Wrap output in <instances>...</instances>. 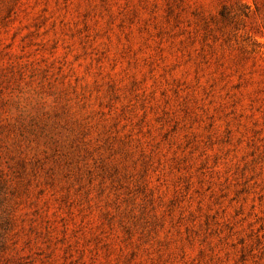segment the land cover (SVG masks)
<instances>
[{"label": "rangeland", "instance_id": "obj_1", "mask_svg": "<svg viewBox=\"0 0 264 264\" xmlns=\"http://www.w3.org/2000/svg\"><path fill=\"white\" fill-rule=\"evenodd\" d=\"M0 264H264V0H0Z\"/></svg>", "mask_w": 264, "mask_h": 264}]
</instances>
